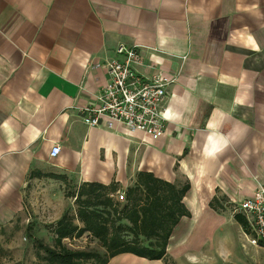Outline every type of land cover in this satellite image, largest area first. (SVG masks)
<instances>
[{"label":"crops","instance_id":"obj_1","mask_svg":"<svg viewBox=\"0 0 264 264\" xmlns=\"http://www.w3.org/2000/svg\"><path fill=\"white\" fill-rule=\"evenodd\" d=\"M120 46L139 48L142 80L171 81L165 112L180 116L164 117L156 141L103 120L90 127L79 113L106 86L104 63ZM210 133L238 139L206 159ZM139 172L187 183L189 217L164 258L107 264H264V245L212 243L233 224L246 237L234 213L264 184V0H0V231L25 215L34 230L54 228L82 184L124 193Z\"/></svg>","mask_w":264,"mask_h":264},{"label":"trees","instance_id":"obj_2","mask_svg":"<svg viewBox=\"0 0 264 264\" xmlns=\"http://www.w3.org/2000/svg\"><path fill=\"white\" fill-rule=\"evenodd\" d=\"M53 178L65 180L62 176ZM119 189L114 182L107 186L84 183L71 195L74 213L64 214L54 226V247L34 242L48 264H107L122 254L148 260L164 258L173 229L182 218L189 217L182 204L189 185L176 186L151 173L139 172L134 184L125 190L124 202L113 198ZM234 220L247 234L246 219L237 214ZM83 235L95 240L103 253L73 251L63 246L64 240Z\"/></svg>","mask_w":264,"mask_h":264},{"label":"built area","instance_id":"obj_3","mask_svg":"<svg viewBox=\"0 0 264 264\" xmlns=\"http://www.w3.org/2000/svg\"><path fill=\"white\" fill-rule=\"evenodd\" d=\"M115 52L119 59L104 63L108 76L106 86L95 96V101L79 109V113L89 116L90 127H96L103 120L107 129L117 124L129 135L141 133L156 141L164 131V101L171 81L159 74L144 81L134 72L133 68L141 65L137 46H120ZM59 153L60 147L55 146L49 156L56 158ZM116 200L124 202V193L117 192ZM237 211L253 231L248 244L253 247L264 245V184H259L253 197L242 202Z\"/></svg>","mask_w":264,"mask_h":264},{"label":"rangeland","instance_id":"obj_4","mask_svg":"<svg viewBox=\"0 0 264 264\" xmlns=\"http://www.w3.org/2000/svg\"><path fill=\"white\" fill-rule=\"evenodd\" d=\"M229 210L231 213L235 212L232 207H229ZM236 213L234 214L236 215ZM69 214L73 215V212L71 211ZM25 218H29V222L25 221ZM31 219V215H25L21 226L19 222V225L16 223L0 231V264H48L45 261L44 252L38 250L34 242L40 241L45 246L54 247L53 226L52 224H43L41 228L34 230L33 226H30L33 225ZM224 232L227 234L226 242L219 241L220 233H213L214 240L212 243H232L231 246L236 252L241 251L242 244L248 243L247 240L253 238V231L250 227L247 229L246 237L239 234L238 227L234 224L233 226L228 225L226 228H223V234ZM194 242L195 240L186 241V243ZM63 246L73 251L103 253V249L98 243L86 235L76 239L64 240ZM258 246L262 245L259 244Z\"/></svg>","mask_w":264,"mask_h":264},{"label":"clouds","instance_id":"obj_5","mask_svg":"<svg viewBox=\"0 0 264 264\" xmlns=\"http://www.w3.org/2000/svg\"><path fill=\"white\" fill-rule=\"evenodd\" d=\"M180 114L176 112L174 109L169 107V109L166 110L164 117L166 119H170L175 121L176 119H179ZM219 137V138H217ZM238 138L233 136L231 139H229L228 136H224L222 134H209L205 147L203 149V156L206 159H214L218 157L220 154H222L230 145H232Z\"/></svg>","mask_w":264,"mask_h":264}]
</instances>
